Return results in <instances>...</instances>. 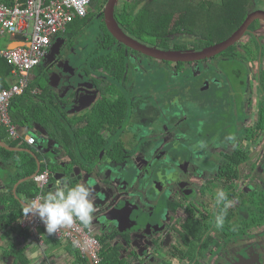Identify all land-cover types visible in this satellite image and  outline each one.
Wrapping results in <instances>:
<instances>
[{
    "label": "trees",
    "instance_id": "trees-1",
    "mask_svg": "<svg viewBox=\"0 0 264 264\" xmlns=\"http://www.w3.org/2000/svg\"><path fill=\"white\" fill-rule=\"evenodd\" d=\"M4 1L10 4L14 2V0ZM107 1L91 0L87 16L76 18L67 31L59 35L66 40H68L67 36L69 37L72 62L68 61V65L75 71L77 69L82 71L83 74H80L85 75L83 79L88 78L98 90V98L92 107L72 113L71 110L76 106L72 101L73 91L65 97L57 92L51 85L50 75L43 64H39L32 70L36 71L33 82H29L21 94L11 99L10 115L14 123L37 131L42 129L39 131L47 136L48 140L56 141L59 146L55 148V152L48 154L50 157H45L47 161L41 168V171L48 169L52 173L44 195L55 181L53 174L59 170H66L70 174L75 167L84 165L85 169L91 171L97 161L103 157L109 159L113 166H119L127 154L130 153L131 157L135 153L129 150L125 155L126 149L121 145L122 142L110 147V141L105 139L103 134L107 131L116 132L118 128L125 129V118L122 112H130L135 107L133 96L138 90L134 89V92L131 90L132 94H130L131 91L129 93L128 89L137 81L135 77L138 72H141L138 78L139 83L143 85V89L139 91L143 90L145 97L154 102L155 109L169 110L172 106L177 111L190 112L193 109L200 111L201 118L195 116L189 120V124L184 123L179 129L189 126L190 136H198L206 141L209 139H215L216 142L222 141L228 148L235 143L228 139L230 135H234L235 139L236 136L243 138L247 136L248 128L243 124L248 115L246 103L256 101L257 112L253 128L256 133L254 141L258 140L264 132V36L255 33L259 28L260 19L250 25L246 38L211 58L195 62H171L147 56L113 36L102 14ZM255 1L258 2V0ZM250 5L251 0H120L115 9V17L129 35L150 46L163 50L198 51L231 36L247 18ZM91 20L95 23H91ZM92 24L95 29L92 30L89 38L86 36L89 39L88 45L80 43V39L83 38L81 36L83 33H80ZM208 31L209 34H207ZM84 34L88 33L84 32ZM188 34L193 35V39L184 40L183 37ZM133 52L141 53L164 66L159 68V72L155 68V74L152 77L148 65L142 67L137 61L135 63L131 59ZM195 63L198 65L203 63L204 67L208 66V71L196 73L193 70ZM251 63L256 65L255 69L250 67ZM12 69V66L0 57V91L11 85L14 79ZM156 72H158L157 75ZM167 73L171 76L169 82L163 81L167 78ZM80 74L75 73L70 83L76 85L81 80ZM220 81H224L223 94L226 97L223 103L220 101L218 108L213 109L214 113H212L211 109L210 112L207 111L210 106L208 91L214 97L217 90H213V85ZM36 87L40 89V92L32 93ZM153 87L157 89L159 97L157 92L152 91ZM163 95L168 97V102L162 101ZM191 96L197 97L195 105ZM205 112H207L206 119ZM223 118L225 122L222 121ZM37 125L41 128H37ZM0 132L3 140L11 146L29 147L34 151L38 149L36 148L39 143L37 135L38 142L31 145L22 140H10L3 127ZM144 139L141 138L139 142H145L146 139ZM140 146L145 155L151 157L145 149L146 146ZM252 150L251 144L241 145L239 142L230 151L219 154L216 150L207 151V162L213 164L210 158L221 160V182L224 184V190H227L228 198L236 195L234 179L241 177L242 166L255 167L259 163L258 157L251 156ZM60 153L70 159L65 169H60L61 165L56 161ZM38 155L42 157L41 153ZM0 157L5 163L13 162L15 172H11L9 186L5 188L7 190H4L3 194L10 197L7 208L15 210L10 223L22 225L26 217L23 213L24 205L13 196V188L20 179L30 177L37 171V159L27 151H12L1 145ZM125 181L129 183L132 178H126ZM40 189L34 178H28L19 184L17 192L25 193L28 199L32 200ZM252 196L254 201L251 207L257 213V219H254V222L252 220L251 225L262 226L264 224V189H258ZM4 202L7 203L8 200L0 201V204ZM19 208L21 210H18ZM230 215L231 212L227 210L226 218ZM211 221L215 222L214 219L210 220L205 228L201 218L192 215L186 230L187 235L196 242H192L190 252H186L185 256L195 260L197 255L204 253L205 249L211 245V242H202L205 236L210 234ZM234 225L229 224L225 227L228 232L237 230L238 227ZM239 229L243 230L242 232L246 230L241 226ZM42 231L44 239L66 242L67 245L72 246L69 251L74 250L79 264H90L87 255H83L71 242L58 241L53 234H48L45 229ZM23 233L25 237L30 236V231L23 230ZM119 236L121 234L118 231L98 236L102 243V260L99 264H111L115 260L118 264H133L128 257L122 256L123 244L114 243ZM122 237L126 239V243L130 244L129 235ZM177 250L183 253L181 248ZM134 255L139 259V254L134 252ZM144 260L139 259V264H158L152 263L150 259L145 262Z\"/></svg>",
    "mask_w": 264,
    "mask_h": 264
},
{
    "label": "flooded vegetation",
    "instance_id": "flooded-vegetation-1",
    "mask_svg": "<svg viewBox=\"0 0 264 264\" xmlns=\"http://www.w3.org/2000/svg\"><path fill=\"white\" fill-rule=\"evenodd\" d=\"M261 26H264V20H261L258 30ZM248 32L242 39L248 36ZM60 37L61 36H57L54 39L47 56H45L41 63L46 66V71L49 73L50 77L53 76V79H51L53 85L58 83L60 77L67 80L70 76L69 71L72 70L67 63L68 61H70V63L72 62L71 51L69 49L70 43L68 40L64 39V45H61L60 51L54 53L55 43ZM65 69H67V71H65ZM75 73L78 75L82 73V71L77 69ZM73 76H75V74ZM83 81H89V79L85 78ZM67 86L68 85H60L59 87L53 88L61 93V95L66 94V96H69L72 92L69 91L66 93ZM94 92L96 93V91ZM138 93L139 91L133 96V98H135V105L137 103L136 99ZM191 97L193 103H196L195 99L197 97ZM149 101L154 105L151 99H149ZM144 103L147 104V102ZM250 105H253V102H251ZM256 112L257 110L255 107L253 111H250L251 114L249 113L251 115V123H246L247 118H245L243 122L244 126L248 128V134L245 138L236 136L234 140L235 143L229 146L230 148L224 145L222 141H218L216 145H220V149H208V141L198 136H190V127L187 126L184 129H179L182 124H189L191 118H195V116L201 118V114L198 111L196 113L177 111L172 106L169 110L162 108L158 112L160 115L156 125L160 124L165 128L164 136H171V138L168 139L167 137L162 146L161 144L158 146L153 143L148 145L147 141L151 140V137L157 136V134L154 133L153 130L149 131V129H145L143 137L146 141L140 143V145L146 146L145 149L151 154V157L146 156L145 153L141 151L140 154L134 155L132 161H127L125 158L121 161L119 166H111L108 161L109 159L106 157L99 160H104L109 165L106 175L108 178L111 177V179L108 180L106 185H110V188L112 187L111 185L115 183L116 173L119 170L122 174H127L132 178L130 190L124 189V191L119 193L112 188V193L116 196L115 201L117 199L118 202L120 201V209H123L127 203H133L139 209V215L136 219L137 222L134 216L132 217V215H134L133 209L127 211L128 215L126 216L127 221L125 223L121 221L124 214L119 212L118 219H120V222L116 223L113 221L114 223L112 222L110 225L113 231H118L122 236L129 235L130 242H149L155 245L156 243L167 244V242H171L173 246L172 259L176 262H180L181 257H184L186 252H190L192 242H196L190 235H187L188 233L186 230L188 225H190L189 221L192 215H194V217L199 216L203 222V226L206 228L210 220H215V216L224 204L223 201L217 204L215 196L217 191L221 189L224 190V184L221 182L222 163L220 159L213 158L211 160L213 164L210 162L207 164L205 158L207 151L216 150L217 154L230 151V149L232 150L239 142L241 145L249 143L253 148V145L259 142L264 135V132L261 133L258 140L254 141L256 133L253 124L256 118ZM122 113L125 118V129L118 128V132L116 131L117 133L115 131H107L103 134L104 138L110 141V147L120 142H122L124 146H127V137L125 134L128 129L135 134L134 137L138 140L141 138L144 139L141 137L142 134L140 133L142 129L139 130L135 127V123H128L129 119H132L135 113L131 111ZM170 125L173 126V130L176 129L173 133H170ZM157 133L159 132L157 131ZM191 137L193 139H191ZM172 139L175 140L172 141ZM176 144L188 147V152L182 148L184 151L182 153L178 152L176 155L175 153H177L178 148ZM193 152L194 156L203 157V161L199 163V161L192 160L191 153ZM136 155L138 156L136 157ZM251 156L258 157L259 163L255 165V167L243 165L241 177L234 179L236 195L229 198L231 206L227 210L231 212V215L226 219L228 221L236 220L235 214L240 213V211H245L247 214L249 213L252 218L248 220L243 219V221H239L238 219L237 223L234 225L238 227V229L229 230L227 236L222 234L221 229L215 227V222L211 221L212 228L209 230L210 234H207L202 241L211 242V245L205 249L206 251L204 253L197 255L195 260L186 256L193 264H264V224L262 226L251 225V221L253 220L252 222H254V219H257V213L254 212L251 207V203L254 201L252 195L258 189H264L263 145L255 152L252 150ZM210 184H215V187ZM206 186H209V188ZM225 192L227 193V190ZM122 200H124V202ZM113 207L110 209V214H112V216L115 215V208L113 209ZM118 219L116 218V220ZM134 222L136 223L133 224ZM131 225L136 226L129 228ZM240 226L246 229L245 232L239 229ZM224 227L222 228L223 230ZM123 241L126 242V239ZM182 245H184V248H182ZM180 248L183 250V253L178 252L177 249Z\"/></svg>",
    "mask_w": 264,
    "mask_h": 264
},
{
    "label": "built area",
    "instance_id": "built-area-1",
    "mask_svg": "<svg viewBox=\"0 0 264 264\" xmlns=\"http://www.w3.org/2000/svg\"><path fill=\"white\" fill-rule=\"evenodd\" d=\"M90 3L91 0H14L10 4L0 0V38L17 34L25 37L17 46L0 48V57L12 66L14 76L11 85L0 91L1 122L6 126L11 139L25 138L31 145L37 142L35 135L21 132L20 127L13 123L10 115L11 99L28 86L32 70L48 54L54 39L64 34L76 18L87 16ZM51 175L48 169L35 175L34 180L41 189L34 198L43 199ZM22 226L36 238H44L42 230L46 231V227L38 215L27 214ZM53 235L58 241L71 242L83 255L88 251L94 264L101 262L102 243L90 226L74 221Z\"/></svg>",
    "mask_w": 264,
    "mask_h": 264
},
{
    "label": "crops",
    "instance_id": "crops-1",
    "mask_svg": "<svg viewBox=\"0 0 264 264\" xmlns=\"http://www.w3.org/2000/svg\"><path fill=\"white\" fill-rule=\"evenodd\" d=\"M24 38L25 37L22 34H17L14 37L0 38V40L5 39L4 42H2V45L3 43H6L5 46H1V47L17 46L21 43V41ZM60 38L64 39L63 37H60ZM34 78L35 76L31 73L30 82H33L32 80H34ZM39 92H40V89H38V87H36L32 91V93H39ZM92 105L90 107H92ZM18 126L20 127L21 132H24L25 134H29V135L31 134L35 136L37 135L39 143L36 146V148L38 149L35 152H37V154L41 153L42 155V157L40 156L41 158L39 157L40 162H41V168H42V165L47 161L45 157L49 156L48 154H50V152L52 151L55 152L56 150L55 148L59 147L57 142L54 140H48L47 139L48 137L45 136L41 131H39L42 129H39L37 131L34 129H28V128L22 127L20 125ZM1 127L4 128V132L8 135V138L10 140H22L25 143H27L24 140L25 138L24 139H11L9 137L6 126H4L3 123H1L0 129ZM37 128H41V126L37 125ZM0 136L3 139L1 132H0ZM18 147H22V146H18ZM24 148H29V147H24ZM56 161L58 162V164L61 165L60 169L62 168L65 169L67 168V164L68 162H70V159L64 157V155L60 153L58 154ZM96 164L94 165V168L91 171L85 169L83 167L84 165H79L75 167L76 169L79 170V172L82 175V180H81L82 182L80 180H75L74 183H86L90 185L92 178H94L95 180H97V183H99L101 187V191L98 194L107 195L108 197H106V205L108 203L111 204L112 200L115 198L114 195L112 194V188L114 190L121 192V189L125 187L123 185H120V182L122 179L121 178L122 173L120 170L116 173L115 183L111 185L112 187L110 188V185H106L108 180L111 179V177L108 178V176L106 175V173H108L107 170H108L109 165L104 160L97 161ZM13 168H14L13 162L8 161L5 163L4 160L0 157V201L6 200V199L8 200L7 203L4 202L3 204H0V264H79L77 260V255L76 253H74V250L71 252L69 251L72 246L67 245L66 242H53L51 240H47L44 238L40 240L36 238L32 233H30L29 237H25L23 230L26 231L27 230L26 228H24L22 225H19V224L12 225V223H10V220L14 217L15 210L12 211L11 209L7 208V205L9 204V201H10L9 200L10 197H8V195L6 194H3V192L7 190V189L5 190V188L6 187L8 188L9 186L8 180L10 179L9 177L6 179L7 172L5 171L8 170L10 171V173L15 172V169ZM23 179H20L15 184L13 188L14 190L13 196L16 199H18L22 205L25 206V204L30 202L31 200L28 199L25 193L17 192L19 184L22 182ZM55 182L56 180L52 184L54 185ZM95 189L96 188H94L92 191V199L94 201H96L98 197H100L98 194L95 195ZM18 210H21V209L19 208ZM97 218L98 217L93 216V220L91 224L89 225L97 236H102V235L104 236V234H109L110 232L113 231V228H111L110 226L111 225L110 221L105 222V225H104V222L98 221ZM123 240L124 238L122 236H119L118 238H116V241L114 240V243L123 244V249L121 251L122 256L125 258L128 257L133 264L135 263L139 264V260L134 255V252L139 254V259L146 258V257L141 256L142 254L141 251H143L144 249L149 250L150 255H148L147 258L150 259L152 263L193 264L192 261L189 260V258H186V256L184 257L182 256L181 257L182 260L180 259V262L174 261V259H172L173 258V255H172L173 246L171 242H167V244L166 243H163V244L156 243V245L154 243L151 244L149 242H144L138 245V242H130V244H128L124 242ZM182 248H184V245H182ZM148 259H145L144 262L147 261ZM111 264H118V261L115 260Z\"/></svg>",
    "mask_w": 264,
    "mask_h": 264
},
{
    "label": "water",
    "instance_id": "water-1",
    "mask_svg": "<svg viewBox=\"0 0 264 264\" xmlns=\"http://www.w3.org/2000/svg\"><path fill=\"white\" fill-rule=\"evenodd\" d=\"M119 1L120 0H108L105 7H104L103 13H102L104 16L106 26L109 29V31L111 32V34L113 36H115L120 42L126 44L127 46H129L130 48H132L134 50H137V51H139V52H141L147 56L153 57V58L158 59V60H165V61H171V62H195V61H200V60H204L207 58H211V57L225 51L226 49H228L229 47H231L232 45L237 43L239 40H241L244 37V35L249 31L250 25L255 20H258V19L264 20V10L256 9V10H253L252 12H250L248 14L247 18L244 20V22L241 24V26L231 36H229L227 39H225V40H223L217 44H214V45L209 46L203 50H198V51L197 50H163V49H158L156 47L150 46L144 42L137 40L136 38L129 35L121 27V25L119 24V22L117 21V19L115 17V9H116V6H117ZM18 38H19V36H18ZM63 40L64 39H62V38L57 40V42L55 43V46H54V50H55L54 53H56L57 51H60V47L63 43ZM67 63L69 64V62H67ZM71 69L72 70L69 71L70 76L67 78V80L64 79L63 77H60L57 84L53 85L51 83V85L53 87H59L60 85H68L66 93H68L69 91H73L74 96H73L72 101L76 105L71 110V112L77 113V112L83 111L84 109H86V107H88V106L90 107L93 103H95V101L98 98V90H96V88H94L95 86L92 82L83 81V78L85 75L83 76L81 74H80L81 80L76 85L69 83L70 78L76 72V71H73L74 68H71ZM65 71H67V69H65ZM50 78L53 79V76ZM94 91H96V93ZM63 96L65 97L66 94ZM1 123L2 122H1V113H0V126H1ZM0 145L7 148L8 150H12V151H27V152L31 153L37 159V162H38L37 171L32 176L24 178L22 180V182L28 178H34L35 175L41 171L40 158H39L37 152H35L33 149L10 146L4 142V140L1 138V136H0ZM121 176H122L121 177L122 178L121 179L122 184L120 182V185L125 186V187H123V189H121V192L124 191V189L130 190L131 188L129 189V187L132 186V182L128 183L125 181V179L131 178V177L128 176L127 174L126 175L122 174ZM53 177L56 181L60 180V179H68V180H71L72 183H74L75 180H80V181L82 180V175L79 172V170L76 168H75L74 172H71L70 174H68V172H66V170H59L53 174ZM90 185H91L92 189L96 188L95 189V195L100 193L101 187H100L99 183H97V180L92 178ZM98 195L100 197H98V199L95 201L96 212L94 213V216L98 217L97 218L98 221H101L104 223L108 222V221H110L112 223L114 221L116 223H119L120 219H118V216H119L118 213L121 212L124 214L123 218H121V221H123V223H125L127 221L126 216L128 215L127 211L129 209H133L134 215H132V217L134 216L135 220L137 219V216L139 215V209L133 203H127L123 209H120L121 208V207H119L120 201L118 202V199L115 201V198H116L115 194H113L115 198L112 200V203L111 204L108 203L107 205H106V197H108V196L105 194H98ZM122 201L124 202V200H122ZM113 205H114V207H113ZM112 207H113V209L115 208V211H114L115 215L114 216H112V214H110V209ZM116 218L118 220H116ZM136 222H137V220H136ZM136 222H134L133 224H135ZM136 225H131V226H129V228L135 227ZM141 252H142L141 256L146 257V258H142V259H148L147 257H148V255H150L149 250L144 249ZM86 255H87L90 263L94 264L88 251H86ZM135 264H137V263H135Z\"/></svg>",
    "mask_w": 264,
    "mask_h": 264
},
{
    "label": "rangeland",
    "instance_id": "rangeland-1",
    "mask_svg": "<svg viewBox=\"0 0 264 264\" xmlns=\"http://www.w3.org/2000/svg\"><path fill=\"white\" fill-rule=\"evenodd\" d=\"M259 3V4H258ZM259 5V6H258ZM258 6V7H257ZM249 9H250V12L251 11H253V10H256V9H261V10H264V0H258V2H256L255 0H251V5L249 6ZM91 23H95V21L94 20H91ZM93 24L92 25H90L88 28H86V29H84V32L85 33H88V34H84V32H81L80 34H82L81 36L83 37V38H81L80 39V43H82V44H86V45H88V40L89 39H87L86 38V36H88V38L90 37V34L92 33V30H94L95 29V26H93ZM205 27V26H204ZM203 27V28H204ZM202 28V29H203ZM201 29V30H202ZM207 34H209V31L207 32ZM257 34L258 35H263L264 36V26H261V28L257 31ZM72 36L71 37H73V34H71ZM67 39L69 40V37L67 36ZM183 39L184 40H191V39H193V35H185L184 37H183ZM5 40V39H4ZM4 40H0V47L1 46H5L6 45V43H3V45H2V42H4ZM263 43H264V37H263ZM62 45H64V42L62 43ZM86 52H84V54H85ZM132 54V56H131V59L136 63V61H137V63H138V65H140V66H144V65H148V68L150 69V72H151V76L153 77L154 76V74H155V68H156V70H158V72H159V68L160 67H162V65L163 64H161L160 62H158V61H155L154 59H152V58H147V57H145L143 54H141V53H136V52H133V53H131ZM45 66V65H44ZM164 66V65H163ZM250 67L252 68V69H255L256 68V65L255 64H253V63H251L250 64ZM208 69H209V67L208 66H205L204 67V65H203V63H200V65H198V64H194L193 65V70L196 72V73H201L202 71H208ZM158 72H156V75L158 74ZM140 73L141 72H138V74H137V77H135V80H137L136 82H134L130 87H129V93H130V91L132 90H134V89H137L138 91L139 90H141V89H143V85L142 84H140L139 83V80H138V78H139V76H140ZM32 74L33 75H35L36 74V71L34 70V71H32ZM136 74H134V75H136ZM146 74H147V72H146ZM254 74V73H253ZM169 77L171 78V76H170V73H167V78H165L163 81H166V82H169ZM157 83H159V82H157ZM224 83V81H220L219 83H215L214 85H213V90L214 91H216L215 93L216 94H214L215 96L213 97L212 95H211V93H210V91H208V94H209V98H208V104H210V106H208V110L207 111H209L210 112V109H211V111L213 110V109H215L216 107L218 108V104H220V101H221V103H223L224 102V98L226 97L224 94H223V92H224V87H223V84ZM168 84V83H167ZM138 85H139V87H138ZM220 88V89H219ZM132 91H131V93L130 94H132ZM152 91H155V92H157L158 93V91H157V89H155V87H153L152 88ZM134 92V91H133ZM146 95L144 94V92H143V90H142V92H140L139 91V93H138V96H137V99H136V105H135V107H134V109L133 110H131V112H134L135 114H134V117L132 118V119H129V121H128V123L129 124H132V123H135V127H137L139 130H141V136H143V132L145 131V129H149V131H152L153 130V132L154 133H156L157 134V136H153V137H151V140H149V141H147V144L148 145H151L152 143L153 144H157L158 146L161 144V146L162 145H164V141H165V139L168 137V139H170L171 138V136H164V132H165V128H163L160 124H158V125H156L157 124V121H158V118H159V111L157 110V109H155V106L154 105H152V103L149 101V99L148 98H146L145 97ZM160 95H159V93H158V95H157V97H159ZM168 97L165 95H163V100L162 101H165V102H168ZM205 100V98L203 99V101ZM192 101H193V99H192ZM144 102H147V104L146 103H144ZM210 102V103H209ZM255 103H256V101H255ZM255 103H253V105H250V103L248 102V103H246V111H247V114H248V117H247V122L246 123H251L252 121H251V113H250V111H253L254 110V108L256 107V105H255ZM144 104H146V105H144ZM194 105H195V103H193ZM218 110V109H217ZM190 112H193V113H196L197 111L196 110H192V111H190ZM200 114H201V112L200 111H198ZM206 113L207 112H205V119H206ZM212 113H214V110L212 111ZM250 113V114H249ZM203 115V114H202ZM199 120H201V119H199ZM222 121L223 122H225V120H224V118L222 119ZM227 122H229V121H227ZM193 123V122H192ZM231 124H233L232 123V121H231ZM161 126V127H160ZM227 126V125H226ZM225 126V127H226ZM170 127L171 128H169V130H170V133H173L176 129H172L173 128V126H171L170 125ZM189 127V126H188ZM230 127V126H229ZM228 127V128H229ZM136 128V129H137ZM154 128V129H153ZM157 131L159 132V133H157ZM145 133V132H144ZM126 135V137H127V141H126V144H127V146H124V144L122 143L121 145L123 146V148L124 149H126V153H125V155L128 153V151L130 150V151H135V153L134 154H132L131 155V157H130V153L129 154H127V156H126V160L127 161H132L133 160V157H134V155L135 154H140V152L142 151V149H140L141 148V146H140V142H139V140L137 139V138H135L134 136H135V134L134 133H132L129 129L127 130V133L125 134ZM173 140H175V139H172V141ZM137 141V142H136ZM263 145V147H264V135L261 137V139H260V141L259 142H257L255 145H253V151L255 152V151H257L258 149H260L261 148V146ZM176 146L178 147L177 148V153H175L176 155L178 154V152H180V153H182L184 150H186L187 152H188V147H183V145H181V144H176ZM224 146V145H223ZM184 150H183V149ZM207 148L208 149H215V148H219L220 149V145L219 146H217L216 145V141H215V139H209V141H208V145H207ZM223 148V147H222ZM203 150V149H202ZM192 155H191V159L192 160H196V161H199V163L201 162V161H203V157H201L200 158V156H194V152L193 153H191ZM206 155V154H205ZM138 155H136V157H137ZM207 155L205 156V158H206V163L208 164V162H207ZM213 158H210V160H212ZM109 161V163H110V165L111 166H113V163L110 161V160H108ZM107 161V162H108ZM97 165V164H96ZM5 172H7L6 174V179L9 177H11V173H10V171H8V170H6ZM212 174V173H211ZM199 185H200V181H199ZM211 186L213 185L214 187H215V184H210ZM210 186V187H211ZM207 188H209V186H206ZM131 187H129V189H130ZM225 189V188H224ZM154 191V190H153ZM202 205V204H201ZM199 217V216H198ZM235 217H236V220H230V221H228V220H225V224H224V226H228L229 224H235V223H237V220L239 219V221L240 220H242L243 221V219H249V218H252V216L248 213H246L245 211H240V213H236L235 214ZM226 227H224V230L222 229V228H220L221 229V231H222V234H224L225 236H227L228 235V231H227V228ZM122 239V238H121ZM142 243H144V242H138V245H140V244H142Z\"/></svg>",
    "mask_w": 264,
    "mask_h": 264
},
{
    "label": "clouds",
    "instance_id": "clouds-1",
    "mask_svg": "<svg viewBox=\"0 0 264 264\" xmlns=\"http://www.w3.org/2000/svg\"><path fill=\"white\" fill-rule=\"evenodd\" d=\"M228 139L234 141L235 136L230 135ZM92 191L91 185L86 183H72L71 180L60 179L52 185L43 199L36 197L26 203L23 213L26 216L29 213L38 215L45 224L48 234L57 233L62 227L71 225L74 221L88 226L96 212ZM215 196L217 204L224 202L223 207L215 216V227L220 229L224 227L231 201L223 189L217 191Z\"/></svg>",
    "mask_w": 264,
    "mask_h": 264
}]
</instances>
